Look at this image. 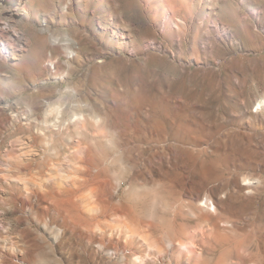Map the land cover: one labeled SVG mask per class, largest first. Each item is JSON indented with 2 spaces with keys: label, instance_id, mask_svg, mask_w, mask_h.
<instances>
[{
  "label": "rangeland",
  "instance_id": "obj_1",
  "mask_svg": "<svg viewBox=\"0 0 264 264\" xmlns=\"http://www.w3.org/2000/svg\"><path fill=\"white\" fill-rule=\"evenodd\" d=\"M0 264H264V0H0Z\"/></svg>",
  "mask_w": 264,
  "mask_h": 264
},
{
  "label": "bare ground",
  "instance_id": "obj_2",
  "mask_svg": "<svg viewBox=\"0 0 264 264\" xmlns=\"http://www.w3.org/2000/svg\"><path fill=\"white\" fill-rule=\"evenodd\" d=\"M162 20H163V21H166V26H167V29H166V30H168L169 33H176V32H173V31H175V30L173 29V27L170 26L171 19H170V18L168 19L167 15L164 14V15L162 16ZM164 23H165V22H164ZM172 29H173V30H172ZM177 33H178V32H177ZM78 90H79V89H77V88H76V90H75L77 94L79 93ZM79 94H80V93H79ZM78 96H79V95H78ZM40 132H41V131H40ZM38 133H39V132H38ZM100 133H101V132H100ZM41 134H42V133H41ZM43 135H44V134H43ZM31 137H34V135H32ZM43 137H45V136H43ZM40 141H41V139H40ZM98 141H100V140H98ZM101 141H102V140H101ZM98 143H99V142H98ZM101 143H102V142H101ZM86 144H87V143H86ZM99 145H102V144H99ZM99 145H97V146L100 147ZM97 146H96V147H97ZM80 147H81V146H80ZM90 147H91V146H90ZM103 147H104V146H103ZM98 149H99V148H98ZM98 149H97V150H98ZM101 149H102V146H101ZM86 150H87V149H86ZM101 151H102V150H101ZM80 152H81V151H80ZM87 152H88V151H87ZM91 152H92V151L90 150V153H91ZM103 152H105V148H104V151H103ZM103 152H101V153H103ZM84 153H86V152H84ZM92 153H93V152H92ZM88 154H89V153H88ZM97 154H99L100 156L103 155V154H100V153H97ZM93 155H94V154H93ZM99 155H98V156H99ZM105 155H108V154H105ZM105 155H104V156H105ZM89 156H90V154H89ZM98 156H97V157H98ZM104 156H103V157H104ZM91 158H92V157H91ZM98 158H99V157H98ZM98 158H97V159H98ZM94 159H95V158H92V160H94ZM101 159L103 160V158H101ZM89 160H90V159H89ZM95 160H96V159H95ZM20 161H21V160H20ZM20 161H18V162H20ZM100 161H101V160H100ZM100 161L98 162V165L101 163ZM83 162H84V160H83ZM94 162L97 163L96 161H94ZM104 162H105V159H104ZM85 163H86V165H84V166H85L84 168L87 169L86 172H89V175L93 176V175H92L93 173L91 174L90 169H92V167L95 168L96 165L91 164L89 161L84 162V164H85ZM98 165H97V166H98ZM24 166H26V165H24ZM80 168H82V167H80ZM98 168H99V167H98ZM99 169H100V168H99ZM99 169H98V170H99ZM105 169H106V167H105ZM93 170H94V169H93ZM91 171H92V170H91ZM98 172H99V171H98ZM86 174H87V173H86ZM93 177H94V176H93ZM95 177H96V175H95ZM94 179H95V178H94ZM98 179H100V178H98ZM86 180H87V179H86ZM88 180H89V179H88ZM92 180H93V179H92ZM83 182H84V181H83ZM247 183H248V184H251L250 181H248ZM74 186H75V185H74ZM24 187H25V186H24ZM26 188H27V187H26ZM93 189H95V188H93ZM103 199H104V198H103ZM103 203H104V202H103ZM89 208H90V207H89ZM162 216H163V215H162ZM176 216H177V215H176ZM177 217H178V216H177ZM174 219H175V218H174ZM172 221H173L174 224L176 223L175 220H172ZM166 223H167V222H166ZM170 223H171V222H170ZM181 224H182V223H176V224H175V225H177V232H178V233H181V232H182V225H181ZM215 226H216V225H215ZM215 228H216V227H215ZM216 229H217V228H216ZM217 230H218V229H217ZM222 237H223V236H222ZM233 245H234V244H233ZM233 245H232V246H233ZM226 253H228L229 256H231V257L233 256V257H234V253H233L232 250L229 249V251L226 252Z\"/></svg>",
  "mask_w": 264,
  "mask_h": 264
}]
</instances>
